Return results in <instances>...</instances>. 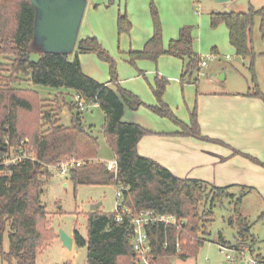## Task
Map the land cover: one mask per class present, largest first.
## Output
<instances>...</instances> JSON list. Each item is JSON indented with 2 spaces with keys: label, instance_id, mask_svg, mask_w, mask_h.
<instances>
[{
  "label": "trees",
  "instance_id": "trees-1",
  "mask_svg": "<svg viewBox=\"0 0 264 264\" xmlns=\"http://www.w3.org/2000/svg\"><path fill=\"white\" fill-rule=\"evenodd\" d=\"M151 8L153 35L142 50L129 52L131 62L172 55L184 62L181 82L196 83L199 78L194 73L200 69L201 57L194 48L192 27H182L179 36L165 46L159 13L154 5ZM35 15L36 8L31 0H0V54L12 57L7 66L9 74L0 85V158L13 153H27L33 157L17 164L0 165V258L9 264H37L45 242L55 238L46 218L47 208L41 201L43 188L52 177L47 165L63 159L98 156L99 137L94 125L85 124L84 111L75 100L76 94L85 99L88 107L98 104L105 114L102 131L116 153L118 179L127 187L128 207L134 212L151 210L185 220L181 227L162 223L148 226L152 253L157 261L195 256L207 241L201 234H211L201 231V222L205 216L213 217L214 209L227 199L233 205L229 222L236 226L237 236L231 244L220 233L219 243L237 249L255 248L257 240L251 232L253 222L242 213L241 195L232 192L229 186L217 187L201 180L181 178L159 162L140 155L138 142L149 131L122 119L126 107L137 110L147 106L180 126L182 135L218 141L202 134L197 108L190 112L189 123L179 119L164 100L169 80L159 74L152 86L157 104L149 105L122 87L114 57L95 36L78 40L73 58L69 54L40 53L38 60L31 59L37 52ZM210 18L213 27L226 24L237 55L252 59L249 68L254 86L249 88L248 94L264 99L256 72L253 40L257 18L264 39V6H251L248 11H213ZM117 24L119 33L130 32L132 24L127 13L119 14ZM82 52L95 53L109 64V82L117 87L116 90L83 72L79 59ZM23 81L56 89L53 104H49L38 90L22 87ZM64 108L71 112L70 124L62 122ZM251 158L264 166V162ZM69 176L75 187L116 184L115 174L105 162L87 161L72 168ZM87 232V237L79 231L74 234L78 246H87L86 264H137L134 230L129 218L119 221L114 212L97 209L88 216ZM6 237L9 250L5 249ZM256 257L262 261L261 254L257 253Z\"/></svg>",
  "mask_w": 264,
  "mask_h": 264
},
{
  "label": "crops",
  "instance_id": "crops-1",
  "mask_svg": "<svg viewBox=\"0 0 264 264\" xmlns=\"http://www.w3.org/2000/svg\"><path fill=\"white\" fill-rule=\"evenodd\" d=\"M106 2L105 0H91V3L88 1L78 40L95 36L115 56L121 54L120 50L124 53L142 50L154 32L153 22L148 13L142 16L144 20L137 19L136 8L134 6L131 8L128 4L126 12L133 22V30L129 34H119L117 29L119 15L114 10H107ZM187 4L191 10V0H187ZM196 5H200V2ZM182 27L180 23L163 26L165 46L179 36ZM198 33L199 38H196V32H193L194 48L199 54V50L202 51L203 48L201 30ZM196 39H199L198 47L195 45ZM216 51L210 54L212 55L210 59L218 57L219 52ZM79 59L86 75L117 89L109 82L107 68L101 64L95 53H79ZM164 61L169 62L168 71L164 69L161 71L169 80L164 95L165 102L173 109L176 116L186 123L190 122V112L197 108L202 134L218 141L182 135L180 126L153 112L147 106H141L137 110L126 107L123 121L139 124L149 131L138 142V153L159 162L181 178L197 179L217 187L229 186L232 192L242 196V204L247 197L259 198L263 209L261 212L264 215V166L251 158L264 162V99L249 95L250 87L246 90L235 84H219L213 77L203 82L198 79L196 83L183 84L180 78L183 68L180 69L178 66L176 68L175 63L173 68H170L174 62L170 58H164ZM183 65L182 60V67ZM155 72L152 67L145 69V73L156 74ZM124 75L119 79L122 87L132 91L149 105L157 104L153 91L141 74L127 68ZM225 78L227 79L228 76L225 75ZM258 81L264 92L259 77ZM153 83L155 84V80ZM21 85L32 88L31 82L23 81ZM55 93L48 97H54ZM95 159L99 162L111 161L103 154H99ZM102 204L100 202V209ZM260 221L264 228V216ZM253 235L257 240L258 252L264 260L260 249L264 235L262 240L260 235ZM74 245L75 239L72 249Z\"/></svg>",
  "mask_w": 264,
  "mask_h": 264
},
{
  "label": "rangeland",
  "instance_id": "rangeland-1",
  "mask_svg": "<svg viewBox=\"0 0 264 264\" xmlns=\"http://www.w3.org/2000/svg\"><path fill=\"white\" fill-rule=\"evenodd\" d=\"M88 1L91 3V0ZM105 1H107L105 4L107 6V10H114V12L118 15L121 13H127L130 19L128 12H126L127 7L130 5L131 8H133V6L136 8V13L138 14L137 19L144 20V17L142 16H145L148 13L152 22L153 17L151 6L154 5L159 13L162 29L164 25L173 26L175 23H180L183 27H192V32H196V38H199L198 32L201 30L203 50H199L200 57H207L212 52H217L216 50H218L219 54L218 57L214 59H208V65L206 67H202L201 70L198 69L195 71L194 76L198 77L202 80V82L213 77L217 79L219 84H235L236 86H242L243 89L246 90L249 87L254 86L252 81V72L249 68L252 59L250 57L237 55L235 47L230 42L226 24L221 23L217 27H213L210 21V12L248 11L251 4L255 8L263 7L264 0H229L227 2L191 0V10L187 4V0ZM197 2H200V5L197 6ZM131 24L129 33H131L134 26L133 22H131ZM259 24L260 20L257 18L253 27V40L256 52V72L260 82L263 84L262 86L264 87V39L261 37ZM198 43L199 39H196L195 45L197 47ZM76 49H78V44L75 50ZM40 53V51H37L31 56V59L38 60ZM120 53L121 54H119V56H115L111 53L116 61L119 79L122 75L125 76L124 74L126 73L127 68H130L143 76V79L152 91L155 76L157 74L163 76L164 74L161 72L162 69L168 71L167 64L169 62L164 61V58L174 60L170 68H173V64L175 63L176 68L178 66L180 69H184V65L182 67V59L172 55L163 54L157 60L137 59L134 63H132L129 52L124 53L120 50ZM70 57L73 58L74 53H72ZM11 58L12 57L7 55L0 54V85L4 80V77L9 74L7 66L11 62ZM99 60L101 61V64L107 68L110 78L109 64L101 59ZM151 67L156 70V74L145 73V69H149ZM199 72H204V74L201 75ZM225 75L228 76L227 79L225 78ZM151 80H153V82H151ZM31 87L38 90L43 98L47 97L49 104H53L54 97L52 96L49 98L48 95L55 93L56 89L34 83H31ZM61 115L63 123L70 124V110L68 108H64ZM83 118L85 124H94L96 126L95 134L99 137L98 155L103 154L109 160L116 159V153L102 131V126L105 120V114L102 108L98 104L91 105L84 111ZM95 158H90L92 163L99 162ZM51 174L52 177L50 178V181L46 183L43 188L41 201L47 208L46 218L48 220L49 228L55 233V238L45 242L37 257V264H86L87 246H78L75 242L73 249L67 248L61 242L59 230L63 229L73 237L75 231H79L82 235L87 237L88 216L90 212H92L91 207L93 204L102 202L103 204L101 209L103 211L115 212L116 185H78L75 187L69 174L62 175L58 170H54ZM98 209H100V207ZM262 210L261 200L259 198L251 196L244 199L242 212L253 222L251 232L255 235H260L261 240L264 235L260 234L264 233V228L262 227L263 223L259 218L262 214ZM232 215L233 205L230 203V200L227 199L224 204L218 205L214 209L213 217L205 216L203 222H201V231H209L211 234L207 235L202 233L201 235L205 237L207 241L199 248L198 253L195 256L188 257L185 260L179 258L176 260V264H225L226 262L238 263L242 261V256L239 253L230 250L225 252L222 251V246L230 247V244L222 245L218 241L219 234L222 233L227 241L231 244L235 243L237 229L235 225H232L229 222V218ZM183 242L186 244L188 241L185 239ZM261 242L260 249L264 255V240ZM9 245V239L6 237V250H9ZM258 250L259 249H257L255 245V254L259 253ZM173 260L174 259L170 258H160L158 259V262L159 264H172ZM0 264L9 263L0 258ZM247 264L250 263L247 262ZM259 264H264V260L259 262Z\"/></svg>",
  "mask_w": 264,
  "mask_h": 264
},
{
  "label": "built area",
  "instance_id": "built-area-1",
  "mask_svg": "<svg viewBox=\"0 0 264 264\" xmlns=\"http://www.w3.org/2000/svg\"><path fill=\"white\" fill-rule=\"evenodd\" d=\"M212 58V55L201 58L199 67L200 70L202 67H206L208 65V59ZM199 74H204V72H199ZM75 100L79 105L80 110L85 111L88 109V105L85 102V99L80 95L76 94ZM32 157L27 153L23 154H9L5 158H0V165H11L17 164L22 162L26 158ZM33 158V157H32ZM87 161L91 162V159H66V160H59L54 164H48V170L53 173L54 170H58L60 174L66 175L69 174L70 170L74 167H79L84 165ZM108 169L112 170L115 174V181H116V210H115V217L117 220L121 221L124 218H129L133 230V246L135 251V261L137 264H159L156 260L155 256L152 253V247L150 242V237L148 234V226L155 225L162 223L164 226L169 225H178L182 226L185 220H179V218L170 213L166 214H158L151 210L134 212L128 205L126 204V197L125 191L127 187L120 182L118 179V164L117 160H111L105 162ZM179 245V244H178ZM222 251L225 252L227 250L234 251L239 253L242 256V261L247 264H259V261L255 254V248L246 246L245 248H235V247H227L222 246ZM241 262V261H240ZM234 264H238L236 262H232Z\"/></svg>",
  "mask_w": 264,
  "mask_h": 264
},
{
  "label": "water",
  "instance_id": "water-1",
  "mask_svg": "<svg viewBox=\"0 0 264 264\" xmlns=\"http://www.w3.org/2000/svg\"><path fill=\"white\" fill-rule=\"evenodd\" d=\"M36 8L34 26V46L41 53H74L78 44L80 27L88 0H31ZM227 2L229 0H212ZM100 202L91 210L99 208ZM64 246L72 249L74 237L65 230H59ZM176 264V260L172 261ZM225 264H234L226 262ZM238 264H245L244 261Z\"/></svg>",
  "mask_w": 264,
  "mask_h": 264
}]
</instances>
